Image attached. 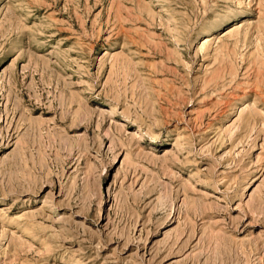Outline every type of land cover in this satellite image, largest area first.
Listing matches in <instances>:
<instances>
[{
  "label": "rangeland",
  "instance_id": "rangeland-1",
  "mask_svg": "<svg viewBox=\"0 0 264 264\" xmlns=\"http://www.w3.org/2000/svg\"><path fill=\"white\" fill-rule=\"evenodd\" d=\"M0 264H264V0H0Z\"/></svg>",
  "mask_w": 264,
  "mask_h": 264
},
{
  "label": "bare ground",
  "instance_id": "bare-ground-1",
  "mask_svg": "<svg viewBox=\"0 0 264 264\" xmlns=\"http://www.w3.org/2000/svg\"><path fill=\"white\" fill-rule=\"evenodd\" d=\"M113 113V112H112Z\"/></svg>",
  "mask_w": 264,
  "mask_h": 264
}]
</instances>
